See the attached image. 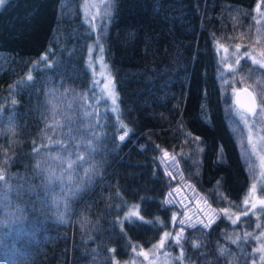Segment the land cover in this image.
Wrapping results in <instances>:
<instances>
[{
  "label": "trees",
  "instance_id": "trees-1",
  "mask_svg": "<svg viewBox=\"0 0 264 264\" xmlns=\"http://www.w3.org/2000/svg\"><path fill=\"white\" fill-rule=\"evenodd\" d=\"M85 1L0 4V264H264V0Z\"/></svg>",
  "mask_w": 264,
  "mask_h": 264
},
{
  "label": "rangeland",
  "instance_id": "rangeland-1",
  "mask_svg": "<svg viewBox=\"0 0 264 264\" xmlns=\"http://www.w3.org/2000/svg\"><path fill=\"white\" fill-rule=\"evenodd\" d=\"M95 10V0H86L82 7L84 17L88 19L92 14H94ZM252 60L255 59L252 58ZM93 71L98 82L108 93L107 84L110 78L108 77L104 65L99 59L95 60ZM243 115H245V113H243ZM252 116L253 117L251 119H247V121L245 116H243V119L247 125L246 129L249 142L257 156L258 173L255 182L250 188L246 201L247 204L256 206L264 204L262 200L258 199L254 191L258 180L264 177V114L261 112H254ZM192 192V189L187 185L174 186L171 190L173 198L176 201H179L182 205H185L186 209L190 211V214L193 213L196 217L200 216L205 217L206 219H211L213 216H215L216 212L214 209L209 207L199 197L193 196ZM189 198L192 200V202ZM157 249L158 245L148 250L140 251L136 256L130 258L126 264H150L157 258Z\"/></svg>",
  "mask_w": 264,
  "mask_h": 264
},
{
  "label": "water",
  "instance_id": "water-1",
  "mask_svg": "<svg viewBox=\"0 0 264 264\" xmlns=\"http://www.w3.org/2000/svg\"><path fill=\"white\" fill-rule=\"evenodd\" d=\"M233 102L248 115L252 114L256 107L254 96L246 87H240L233 92Z\"/></svg>",
  "mask_w": 264,
  "mask_h": 264
},
{
  "label": "snow or ice",
  "instance_id": "snow-or-ice-1",
  "mask_svg": "<svg viewBox=\"0 0 264 264\" xmlns=\"http://www.w3.org/2000/svg\"><path fill=\"white\" fill-rule=\"evenodd\" d=\"M3 2H4V0H0V4H2ZM107 87H108V95L112 97V102H113V104H115L116 103V96H115V93L113 91L115 86L112 83L111 79L108 80ZM126 135H127V131L125 132V135L120 136V140L123 141L125 139ZM165 155H167V153H165ZM253 207H255V205H253ZM135 214L136 213H132V215H135ZM181 223H183V221H181ZM232 223H236V221L233 220ZM177 242H179V241H177Z\"/></svg>",
  "mask_w": 264,
  "mask_h": 264
}]
</instances>
